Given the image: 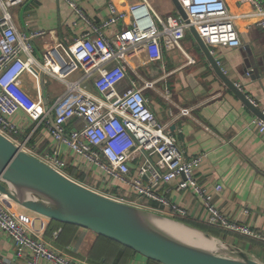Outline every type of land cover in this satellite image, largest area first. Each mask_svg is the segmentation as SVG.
<instances>
[{
	"label": "crops",
	"instance_id": "1",
	"mask_svg": "<svg viewBox=\"0 0 264 264\" xmlns=\"http://www.w3.org/2000/svg\"><path fill=\"white\" fill-rule=\"evenodd\" d=\"M73 1L94 22L108 15L109 2L124 10L133 3L145 4L152 17L156 14H180L176 0ZM258 1L264 7V0ZM225 3L228 10L237 15L234 23L241 45L207 46L223 72L235 84L238 83L239 88L264 111V26L259 24L257 16L248 15L255 9L251 3L241 0H225ZM7 9L18 31H45L44 35L31 39L32 53L40 63L45 61L51 50L60 64L66 62L69 58V45L87 27V23L77 15L67 0H23ZM132 21V16L127 14L113 29L130 25ZM186 33L180 40V47L163 49L162 58L157 61H149L142 46L133 48L128 56L130 69L138 70L145 79L154 80L153 86L144 91L148 104L159 121L169 123V129L185 155L190 157L204 152L205 156L196 169L195 176L211 192V200L216 207L228 217L264 231V134L259 133L250 123L256 114L217 76L192 34L185 38ZM35 69L37 80L25 71L21 76L22 85L33 97L38 85L43 103L47 106L63 92L64 84L37 65ZM80 75L81 70L76 69L67 77L76 79ZM129 76L133 77V72ZM86 85L94 92L90 80L86 81ZM127 85L128 80H124L120 88ZM186 106L191 108L190 113L179 116V109ZM13 120L21 126L16 135L17 140L21 141L28 132L31 121L21 110ZM74 124V120L67 123L66 129ZM58 145L60 156L67 161L66 167L73 168L76 174L81 173L83 178L66 173L85 185L119 199L124 196L127 202L144 205L200 228L202 227L199 225L216 226L207 222V210L192 189L177 188L178 178L159 182L157 191L183 207L186 210L184 215L156 200L137 196L128 184L109 177L85 156L76 154L64 144L56 143L45 127L39 129L38 126L26 142V147L36 154ZM134 170L132 166L131 171ZM94 172V185L85 182V174L94 175ZM144 179L147 180V176ZM215 184H221L222 188L216 191ZM18 208L15 209L23 211L36 233L51 248L72 259L86 260L91 264H160L136 251L126 250L88 228L52 223L51 219L23 207L20 210ZM218 228L227 232L225 237L210 233L247 249L264 262L263 240ZM244 240L251 242L252 247L238 242ZM0 255L17 264H26L29 258L25 252L19 254L13 240L1 230ZM39 264L51 263L40 260Z\"/></svg>",
	"mask_w": 264,
	"mask_h": 264
},
{
	"label": "built area",
	"instance_id": "2",
	"mask_svg": "<svg viewBox=\"0 0 264 264\" xmlns=\"http://www.w3.org/2000/svg\"><path fill=\"white\" fill-rule=\"evenodd\" d=\"M21 1L0 0L1 133L27 148L26 142L43 123L56 143L85 156L109 177L128 184L137 196L156 200L184 215L183 207L157 191L159 182L178 178L177 188H190L201 198L209 224L264 241L263 230L228 217L212 202L211 192L195 176L204 152L190 157L185 155L169 123L159 121L148 104L144 91L153 86L154 80L145 79L138 70L130 69L128 61L130 50L137 46L144 48L149 61L160 60L163 49L180 47V40L190 26L195 27L206 45H241L234 23L237 15L228 10L225 0H177L186 18L173 13L147 16L139 12V3L130 4L124 10L109 2L108 15L97 22L87 18L73 0H67L87 27L69 45V58L62 64L56 60L53 50L48 52L44 62L36 60L31 39L44 35L45 31L35 29L24 33L17 30L7 8ZM241 1L255 7L248 15L257 16L259 24L264 26V7L260 2ZM127 14L132 16V23L113 29ZM35 65L64 84L63 92L47 106L38 85L35 97L22 85L21 76L25 71L37 80ZM76 69L81 70V75L69 79L67 75ZM129 69L133 77L129 76ZM87 80L91 81L94 92L87 87ZM124 80H128V85L120 88ZM20 110L31 121L22 141L16 137L21 126L13 120ZM190 111V107H182L178 115H188ZM72 120L74 126L66 129V124ZM250 123L264 134V119L256 115ZM36 155L66 173L67 161L60 156L59 145ZM140 157L143 160L137 164ZM221 188V184L214 185L216 191ZM120 199L125 200V197ZM8 201L0 193V230L10 236L19 254L29 255L26 264H39L40 260L51 264H91L51 248L36 233L27 216L11 207ZM0 264L17 263L0 255Z\"/></svg>",
	"mask_w": 264,
	"mask_h": 264
},
{
	"label": "water",
	"instance_id": "3",
	"mask_svg": "<svg viewBox=\"0 0 264 264\" xmlns=\"http://www.w3.org/2000/svg\"><path fill=\"white\" fill-rule=\"evenodd\" d=\"M180 14H186L179 2ZM139 12L149 15L145 4ZM189 32L217 76L257 116L264 112L222 70L194 26ZM0 193L47 219L90 229L128 246L160 264H264L252 252L186 221L100 192L52 167L0 132ZM152 214L201 232L214 248H204L168 234L148 220Z\"/></svg>",
	"mask_w": 264,
	"mask_h": 264
},
{
	"label": "bare ground",
	"instance_id": "4",
	"mask_svg": "<svg viewBox=\"0 0 264 264\" xmlns=\"http://www.w3.org/2000/svg\"><path fill=\"white\" fill-rule=\"evenodd\" d=\"M8 204L11 207H19L18 209H22V207L16 205L12 201H8ZM21 213L23 211L20 210ZM146 220L150 223L161 229L162 231L174 235L180 239L193 243L195 245L204 247V248H214L215 242L212 239L204 238L203 234L195 229L187 228L186 226L179 224L177 222L168 220L166 218H161L152 214L145 215Z\"/></svg>",
	"mask_w": 264,
	"mask_h": 264
},
{
	"label": "trees",
	"instance_id": "5",
	"mask_svg": "<svg viewBox=\"0 0 264 264\" xmlns=\"http://www.w3.org/2000/svg\"><path fill=\"white\" fill-rule=\"evenodd\" d=\"M29 130V129H28ZM65 171L67 172V173H69L70 175H73V177L75 176V177H77V178H79V179H82L83 178V175L81 174V173H75L74 172V169L73 168H67L66 166H65ZM51 222L52 223H57V224H61V225H68V224H70V223H63V222H59V221H56V220H51ZM70 225H74V224H70ZM199 226H201L203 229H205V230H207L208 232H212V233H214V234H216V235H219V236H222V237H225L226 236V234H227V232H225L224 230H222V229H220V228H218V227H214V226H207V225H199ZM100 236H102V235H100ZM102 237H105V236H102ZM105 238H107V237H105ZM107 239H109V240H111V241H113V242H115V243H117V244H119L121 247H123L124 249H126V250H129V251H135V250H133L132 248H130V247H128V246H125V245H123V244H121V243H119V242H116V241H114V240H112V239H110V238H107ZM151 261H153L152 259H150ZM155 261V260H154Z\"/></svg>",
	"mask_w": 264,
	"mask_h": 264
},
{
	"label": "rangeland",
	"instance_id": "6",
	"mask_svg": "<svg viewBox=\"0 0 264 264\" xmlns=\"http://www.w3.org/2000/svg\"><path fill=\"white\" fill-rule=\"evenodd\" d=\"M187 33V35H186V37L185 38H187V36H189V34H190V32H188V30L186 31ZM129 74L130 75H132V71L130 72L129 71ZM59 85V84H58ZM147 98V97H146ZM42 128H44V124L43 123H41L40 125H39V129H42ZM19 141H20V139H19ZM22 141V140H21ZM142 160H143V157H140V159L139 160H136L137 161V164H140L141 162H142ZM95 178H96V173L94 172V175H93V173H87V174H85V178H84V181L86 182H88V183H90L91 185H94V183H95ZM99 181V180H98ZM241 245H246L247 247H249V246H251L252 247V243L251 242H249V241H246V240H244V242L243 241H238Z\"/></svg>",
	"mask_w": 264,
	"mask_h": 264
}]
</instances>
